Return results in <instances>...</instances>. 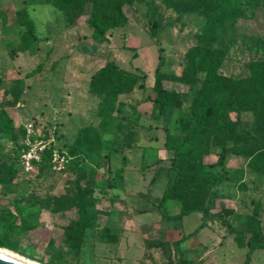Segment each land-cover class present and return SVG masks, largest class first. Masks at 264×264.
I'll list each match as a JSON object with an SVG mask.
<instances>
[{
    "label": "rangeland",
    "instance_id": "1",
    "mask_svg": "<svg viewBox=\"0 0 264 264\" xmlns=\"http://www.w3.org/2000/svg\"><path fill=\"white\" fill-rule=\"evenodd\" d=\"M166 1H134L126 8L128 20L110 29L107 41L97 43L86 23L91 4L68 24L64 11L43 0H0V239L11 250L42 264H243L247 248L238 247L229 231L245 229L256 201L261 204L264 245V175L235 155L214 168L226 178L212 189L213 204L203 229L186 237L201 223L198 212L166 221L157 211L173 156L164 146L165 130L171 140L183 134L179 116L191 104L190 88L172 79L163 84L177 91L179 99L187 96L180 106L160 113L145 101L158 48L165 58L163 71L179 75L206 27L204 16L176 12ZM20 12L34 23V42L31 49L14 53L22 40L30 39ZM153 22L158 24V41L150 36ZM215 46L224 53L221 73L248 76L249 63L264 57L263 1L252 6L222 0ZM106 61L130 72L139 67L147 74L145 88L135 87L111 104L93 94L92 78ZM202 77L199 73L195 87ZM231 118L239 133L257 136L250 112L239 117L231 113ZM31 120L66 151L68 162L60 170L50 167L34 177L35 171L30 175L16 169L22 143L17 135ZM216 157L217 149L210 147L204 163ZM71 200L87 206L82 242H73L79 214L78 206L65 204ZM223 208L234 211L227 220L230 228L217 221ZM179 209L172 198L163 212ZM250 264H264V249L253 252Z\"/></svg>",
    "mask_w": 264,
    "mask_h": 264
},
{
    "label": "trees",
    "instance_id": "2",
    "mask_svg": "<svg viewBox=\"0 0 264 264\" xmlns=\"http://www.w3.org/2000/svg\"><path fill=\"white\" fill-rule=\"evenodd\" d=\"M134 1L137 0H43L44 3L64 11L70 19L68 24L78 20L86 4H91L86 23L91 29V39L97 43L107 41V32L128 20L126 8ZM221 1H166L168 7L176 12H193L204 16L206 27L197 36L196 44L189 49L186 56L187 63L182 67L179 75L169 76L163 71L165 58L162 47L158 48V63L154 70L151 93L145 98V101H150L162 113L169 107L180 106L183 99L187 97L183 95L179 99L180 94L177 91L168 89L163 84L165 80L172 79L190 88L188 98L191 104L188 110L179 116L183 134L176 133L171 140L169 132L165 130L164 146L173 152V156L170 165L171 174L157 204L160 217L166 221H181L193 212L200 214V225L186 237L207 225L213 204L210 196L212 189L226 178L223 173L215 171L214 168L223 167L228 156L241 157L251 169L264 175V57L249 63L250 73L246 77L235 78L219 71L224 53L222 48L215 46V28ZM259 1L243 0L244 3L252 6L259 4ZM262 1L264 3V0ZM18 18L30 39L22 40L14 49V53L31 49L34 42L33 21L25 12H20ZM157 28L158 24L153 22L150 36L158 41ZM135 70L136 72L126 71L113 61H106L92 78L90 90L93 94L102 96L107 103H114L117 96L130 93L135 87L145 88L147 74L139 67H135ZM199 73H202L203 77L199 87H195ZM243 112L252 114L257 136L243 135L237 131V123L231 118V113L239 117ZM88 131L89 129H82V132L86 134L89 133ZM17 136L20 140L23 139V125ZM98 138L95 133V139L98 140ZM22 146L21 143L16 161L18 171L21 169L19 158ZM53 147L48 148L41 160L35 163L34 177L41 176L47 168L52 167L50 153ZM210 147L217 149V157L205 164L204 156L209 152ZM206 166L208 170L205 169ZM172 198L180 206L179 212L175 214L163 212L165 203ZM65 204L78 206L79 218L75 223L78 237L73 242H82L88 227L87 206L81 200L65 201ZM260 208V202H254L252 212L246 216L245 229L229 231L235 233L234 241L238 247L247 248L243 264H250L254 251L264 249L259 219ZM233 212V209H221L217 214V221L226 228H230L227 220ZM0 247L8 248L2 238Z\"/></svg>",
    "mask_w": 264,
    "mask_h": 264
},
{
    "label": "built area",
    "instance_id": "3",
    "mask_svg": "<svg viewBox=\"0 0 264 264\" xmlns=\"http://www.w3.org/2000/svg\"><path fill=\"white\" fill-rule=\"evenodd\" d=\"M24 137L20 152L19 165L23 172H36L35 163H38L44 152L51 149L50 161L53 168L60 170L68 162L66 151L57 147L56 138L52 133L43 134L35 121L31 120L22 124Z\"/></svg>",
    "mask_w": 264,
    "mask_h": 264
},
{
    "label": "water",
    "instance_id": "4",
    "mask_svg": "<svg viewBox=\"0 0 264 264\" xmlns=\"http://www.w3.org/2000/svg\"><path fill=\"white\" fill-rule=\"evenodd\" d=\"M0 264H31V263L0 250Z\"/></svg>",
    "mask_w": 264,
    "mask_h": 264
},
{
    "label": "bare ground",
    "instance_id": "5",
    "mask_svg": "<svg viewBox=\"0 0 264 264\" xmlns=\"http://www.w3.org/2000/svg\"><path fill=\"white\" fill-rule=\"evenodd\" d=\"M0 250L3 251V252L9 253V254H11L13 256H16V257H18V258H20L22 260H25V261H27V262H29L31 264H42V263H40L38 261L32 260L30 258H27V257L15 252V251L11 250V249L0 247Z\"/></svg>",
    "mask_w": 264,
    "mask_h": 264
},
{
    "label": "crops",
    "instance_id": "6",
    "mask_svg": "<svg viewBox=\"0 0 264 264\" xmlns=\"http://www.w3.org/2000/svg\"><path fill=\"white\" fill-rule=\"evenodd\" d=\"M185 217H186V216H185ZM185 217H184V218H185ZM184 218H183V220H184ZM203 228H204V227H203ZM203 228H202V229H203ZM216 230H217V229H216ZM212 233H215V232L212 231ZM187 234H189V233H187ZM217 234H218V233H217ZM223 235H224V234H223ZM228 236H229V235H228ZM232 240H233V239H232ZM218 242L220 243V242H221V239H220ZM219 243H218V244H219ZM222 243H223V242H221V243L219 244V246H221Z\"/></svg>",
    "mask_w": 264,
    "mask_h": 264
}]
</instances>
